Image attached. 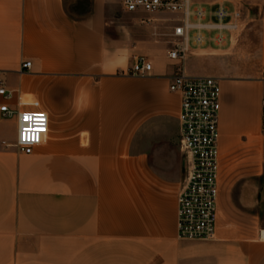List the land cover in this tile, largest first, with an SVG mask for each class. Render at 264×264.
<instances>
[{
  "label": "crops",
  "instance_id": "0c3cea01",
  "mask_svg": "<svg viewBox=\"0 0 264 264\" xmlns=\"http://www.w3.org/2000/svg\"><path fill=\"white\" fill-rule=\"evenodd\" d=\"M122 1L0 0V81L14 93L0 104L18 111L33 97L49 118L25 156L17 117L0 114V264H264V0H190L244 11L239 46L220 49L224 78L199 69L211 60L199 53L219 49L181 66L168 19L117 15ZM139 57L149 77L129 75ZM178 67L221 80L214 242L179 238V189L153 166L180 150Z\"/></svg>",
  "mask_w": 264,
  "mask_h": 264
},
{
  "label": "built area",
  "instance_id": "2783aa9c",
  "mask_svg": "<svg viewBox=\"0 0 264 264\" xmlns=\"http://www.w3.org/2000/svg\"><path fill=\"white\" fill-rule=\"evenodd\" d=\"M121 4L127 13L161 14L168 19L172 27L169 58L181 66L196 49L210 47L220 50L231 45L244 22V11L237 6H199L190 0H123ZM31 67V62L22 65L27 71ZM152 70L147 58L139 57L129 75L146 78ZM169 90L181 97L178 131L185 161L184 179L177 197L178 236L187 241L214 242L217 239L221 170V80L188 76L178 67L170 78ZM13 94L0 81V98L8 101ZM18 107L20 110L14 111L7 104H0V114L5 118L17 117L14 146L19 153L29 156L46 140L49 118L38 101L27 104L20 98ZM32 135L38 139H25Z\"/></svg>",
  "mask_w": 264,
  "mask_h": 264
},
{
  "label": "rangeland",
  "instance_id": "374dc122",
  "mask_svg": "<svg viewBox=\"0 0 264 264\" xmlns=\"http://www.w3.org/2000/svg\"><path fill=\"white\" fill-rule=\"evenodd\" d=\"M84 5L88 6V4H86V3H84ZM113 8L115 9L117 15L124 14L126 17L131 16V13H127L124 11L122 4H120V3L116 4ZM245 18L246 17H244V19H243L244 22H243L242 29L235 35V37L233 39L232 47L234 50L239 46V39L241 38L242 33L244 31H246V29L249 27V24L247 23ZM123 22L129 23L130 20L128 18H124ZM199 55H203L202 57L211 59V60H209V62L200 65L199 66L200 70L219 73L224 78L223 59H224L226 54L223 50H220L217 52H209V53L200 52ZM228 55H229V53H228ZM263 100H264V97H263ZM33 101H34V99H33V97H31L30 103ZM257 157H258L259 162L264 164V131H263L262 136H261L259 149L257 151ZM153 166L157 170H162L163 172H165L169 176V178H173V182L177 185V188L180 191V189L182 187V182L184 179V174H185V161H184V157H183L182 153H180V150L178 149V147H177V157L172 162H170L166 165L154 164Z\"/></svg>",
  "mask_w": 264,
  "mask_h": 264
},
{
  "label": "snow or ice",
  "instance_id": "6c2138e0",
  "mask_svg": "<svg viewBox=\"0 0 264 264\" xmlns=\"http://www.w3.org/2000/svg\"><path fill=\"white\" fill-rule=\"evenodd\" d=\"M27 119V117H26ZM42 120V117L40 118ZM42 129H37L36 131H41ZM25 139H30V140H37L38 137L36 135H32V136H26Z\"/></svg>",
  "mask_w": 264,
  "mask_h": 264
}]
</instances>
